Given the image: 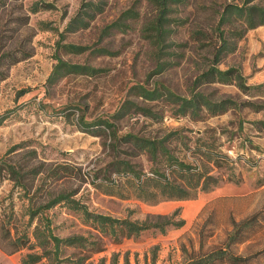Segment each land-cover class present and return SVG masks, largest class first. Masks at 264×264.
I'll use <instances>...</instances> for the list:
<instances>
[{"label": "rangeland", "instance_id": "374dc122", "mask_svg": "<svg viewBox=\"0 0 264 264\" xmlns=\"http://www.w3.org/2000/svg\"><path fill=\"white\" fill-rule=\"evenodd\" d=\"M101 1L102 10L86 28L69 32L65 26L81 0H0V157L30 160L28 166L40 170L27 196L11 180L0 177L1 229H8L12 238L24 230L30 234L38 219L28 223L29 197L38 205L59 192H73L71 197L93 213L142 221L180 208L184 224L165 234L151 229L116 242L95 231L81 213L59 203L44 213L55 235L91 234L102 242V250L94 253L65 249L60 264H183L193 253L220 246L233 221L245 219L250 221L242 229L247 238L232 248L250 256L247 264H264V131L252 123L264 120V111L246 107L215 116L204 113L199 118L172 116L166 111L158 122L142 115L119 120V134L168 135L165 144L177 159L206 171L216 181L207 190H198L193 199L156 205L108 195L93 185V181L108 182L106 176L115 178L106 169L113 151L108 137L92 135L78 124L80 117L89 121L110 115L131 97L129 88L136 83L150 87L158 80L188 95L194 77L209 64L210 53L218 44L216 25L224 4L241 0H184L173 5L171 16L183 19L182 25L171 24L170 41L175 44L168 51L173 53L169 60L174 63L154 74L155 48L143 28L154 18L156 6L151 0ZM253 2L264 6V0ZM131 6L139 17L130 21V28L100 38L102 28ZM235 41L236 49L223 57L220 68L238 67L247 85L264 83V25L249 29ZM67 43L91 48L73 54L61 47ZM95 47H105L110 54L91 52ZM57 57L104 71L66 76L47 87ZM200 89L237 101L264 102V86L249 92L219 83ZM135 100L140 102V98ZM121 155L144 173L153 166L146 153ZM61 166L66 168L58 169ZM53 169H58V176H51ZM3 243L0 240V264H21L24 254L40 251L34 247L11 253ZM82 257L85 259L78 263ZM42 262L48 261L43 258Z\"/></svg>", "mask_w": 264, "mask_h": 264}, {"label": "trees", "instance_id": "16d2710c", "mask_svg": "<svg viewBox=\"0 0 264 264\" xmlns=\"http://www.w3.org/2000/svg\"><path fill=\"white\" fill-rule=\"evenodd\" d=\"M183 1L151 0L156 6V14L143 28L145 37L155 48L153 54L155 67L151 74L159 73L174 63L169 60L173 53L168 51L175 44L170 41L174 32L171 24L182 25L183 19L174 18L171 13L173 5ZM253 1L241 0L240 3L224 4L216 25L218 44L210 53L209 64L194 77L188 95L179 94L158 80H154L150 87L136 83L129 88L128 94L131 97L125 98L110 115L96 117L89 121L84 120L83 117L78 119V124L83 131L108 137V145L113 151V158L106 169L110 170L115 178L106 176L108 182L104 184L93 181L96 188H100L108 195L120 198L133 197L137 201L156 205L164 201L193 199L198 190H207L210 184H216L214 177L206 171L197 170L196 167L180 161L171 153L165 144L168 135L152 138L129 131L119 134L117 122L126 116L134 115H142L158 122L166 111H169L172 116L188 115L192 118H199L204 113L215 116L230 109L246 107L256 112L264 111L263 101H237L230 96H215L214 91L207 92L200 89L215 83L233 84L242 92L264 86V83L247 85L238 67L230 66L222 69L219 66L223 57L236 49L235 39L242 38L249 29L264 25V6ZM102 8L101 0H81L79 8L67 22L65 31L74 32L86 28ZM138 17L139 12L134 6L125 9L115 20L102 28L100 38L113 31H126L130 28V21ZM195 33L197 34V31ZM61 47L73 54H80L91 48L88 45L75 43L63 44ZM91 52L110 54L105 47H95ZM103 71L104 69L99 67L85 63H72L57 57L45 85L51 87L61 78L70 75L93 76ZM26 91H22L21 95ZM136 97L140 98V102L135 100ZM252 123L257 130L264 131L263 119L254 120ZM122 153L131 156L146 153L153 166L148 173H144L135 163L123 157ZM29 162L30 160L26 159L14 161L0 157V177L11 180L14 186L25 194L24 196H27L32 188V180L40 172L36 166H28ZM58 169L51 170V176H58ZM73 194V192H59L38 205H34L33 197H29L28 223L31 224L34 218L38 219V223L34 225L30 234L24 230L13 238L8 229L2 230L0 226V240L5 242L3 248L11 253L22 248H39L40 251L24 254L20 260L21 264H44L43 258L47 259V264H60L64 260L60 254L67 248L93 253L101 251L102 242L97 236L72 234L60 237L53 233L48 216L44 213L59 203L81 213L84 220L91 224L95 231L110 236L116 242H120L123 238H136L142 232L151 229L165 234L169 228H180L184 224L183 219L179 218L180 208L168 215H150L139 221L90 212L83 204L71 197ZM232 225L233 228L227 233L224 243L204 253H193L183 264H247L250 256L236 253L232 246L242 243L247 238L242 233V229L250 226V221L246 219L239 222L233 221ZM84 259L85 257L77 259L78 263Z\"/></svg>", "mask_w": 264, "mask_h": 264}]
</instances>
